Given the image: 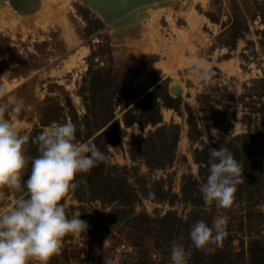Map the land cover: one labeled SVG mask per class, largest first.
Returning a JSON list of instances; mask_svg holds the SVG:
<instances>
[{
    "label": "rangeland",
    "instance_id": "1",
    "mask_svg": "<svg viewBox=\"0 0 264 264\" xmlns=\"http://www.w3.org/2000/svg\"><path fill=\"white\" fill-rule=\"evenodd\" d=\"M164 2L124 39L81 0L0 5V103L23 106L10 118L30 136L72 121L78 142L109 155L62 201L89 228L49 264H171L173 239L187 264H264V0ZM197 60L215 70L210 83ZM222 144L244 167L228 208L199 191ZM0 191V208L26 195ZM217 218L228 221L223 246L197 249L191 226Z\"/></svg>",
    "mask_w": 264,
    "mask_h": 264
},
{
    "label": "clouds",
    "instance_id": "2",
    "mask_svg": "<svg viewBox=\"0 0 264 264\" xmlns=\"http://www.w3.org/2000/svg\"><path fill=\"white\" fill-rule=\"evenodd\" d=\"M192 70L206 84L216 75L199 60ZM8 95L7 86L0 83V98ZM22 107L20 102L0 103V188L26 193L11 208H0V264H49L51 257L61 253L68 234H82L89 228L81 214L70 215L62 201L68 193L86 186V174L105 163L109 155L92 139L78 142L77 125L72 121L53 124L30 136L10 118L11 113H21ZM32 145L38 155L30 154ZM209 155L208 175L199 183V191L207 204L228 208L243 183V164L223 144L211 148ZM5 199L0 191V201ZM227 223L226 218H217L211 225L197 220L189 231L192 244L197 249L222 247ZM170 259L171 264H187L185 245L177 239L171 242Z\"/></svg>",
    "mask_w": 264,
    "mask_h": 264
},
{
    "label": "water",
    "instance_id": "3",
    "mask_svg": "<svg viewBox=\"0 0 264 264\" xmlns=\"http://www.w3.org/2000/svg\"><path fill=\"white\" fill-rule=\"evenodd\" d=\"M95 10L111 28L114 36L124 39L138 32L141 11L152 2L163 3L167 0H81ZM16 10L23 12L35 7V0H10ZM4 0H0V5ZM167 3L164 2L163 6Z\"/></svg>",
    "mask_w": 264,
    "mask_h": 264
},
{
    "label": "bare ground",
    "instance_id": "4",
    "mask_svg": "<svg viewBox=\"0 0 264 264\" xmlns=\"http://www.w3.org/2000/svg\"><path fill=\"white\" fill-rule=\"evenodd\" d=\"M148 6H149V5H148ZM65 21H66V20H65ZM62 23H63V22H62ZM72 38H74V37H72L71 35H69V37H68L69 41H71ZM72 42L75 43V40L72 39Z\"/></svg>",
    "mask_w": 264,
    "mask_h": 264
},
{
    "label": "built area",
    "instance_id": "5",
    "mask_svg": "<svg viewBox=\"0 0 264 264\" xmlns=\"http://www.w3.org/2000/svg\"><path fill=\"white\" fill-rule=\"evenodd\" d=\"M122 247H124V245H121Z\"/></svg>",
    "mask_w": 264,
    "mask_h": 264
},
{
    "label": "trees",
    "instance_id": "6",
    "mask_svg": "<svg viewBox=\"0 0 264 264\" xmlns=\"http://www.w3.org/2000/svg\"><path fill=\"white\" fill-rule=\"evenodd\" d=\"M208 167H209V165H208Z\"/></svg>",
    "mask_w": 264,
    "mask_h": 264
}]
</instances>
